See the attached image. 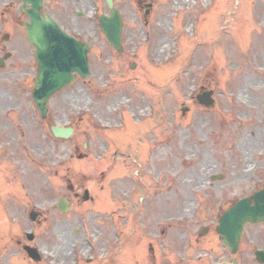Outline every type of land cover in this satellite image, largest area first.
Masks as SVG:
<instances>
[{
  "label": "rangeland",
  "instance_id": "1",
  "mask_svg": "<svg viewBox=\"0 0 264 264\" xmlns=\"http://www.w3.org/2000/svg\"><path fill=\"white\" fill-rule=\"evenodd\" d=\"M96 1L99 13L87 1L80 28L71 30L93 49L92 73L53 97L47 119L31 105L34 59L0 71V264H67L76 229L88 240L79 256L101 264L108 255L114 264H141L145 254L153 264L151 250L155 264L226 256L216 233L221 214L264 187V0H115L123 53L101 31L109 9ZM161 40L163 55L155 51ZM247 78L245 101L237 81ZM204 90L214 91L215 108L198 104ZM53 125L75 134L55 139ZM71 185L89 189L93 201L78 203ZM64 197L68 214L56 209ZM32 210L41 221H31ZM30 232L42 263L22 249ZM95 234L111 247L102 251Z\"/></svg>",
  "mask_w": 264,
  "mask_h": 264
},
{
  "label": "water",
  "instance_id": "2",
  "mask_svg": "<svg viewBox=\"0 0 264 264\" xmlns=\"http://www.w3.org/2000/svg\"><path fill=\"white\" fill-rule=\"evenodd\" d=\"M106 1L111 13L109 17H101V29L109 43L121 51L122 17L117 10L112 9L113 1ZM32 18L33 23L27 26L26 29L30 43L36 47V58L39 67L33 98L42 116L46 117L50 98L75 81L73 73L77 72L84 78L89 75L87 60L89 48L62 33L50 20L43 21L39 15ZM211 96L212 92L204 93L199 97V100L202 104L211 108L215 105ZM51 131L57 138L67 139L73 134L71 128L58 126L52 127ZM87 195L88 192H86L84 200H87ZM253 200V204L250 199L242 200L220 220L218 233L221 235V241L232 253L237 251L244 225L264 222V191L256 194ZM67 206L65 200L58 203V208L64 212L68 211ZM35 217L36 215L32 213V219H35ZM27 250L30 257L35 260L40 259L36 250L29 248ZM257 255L260 260L264 261V253L259 252ZM233 263L236 264L235 261Z\"/></svg>",
  "mask_w": 264,
  "mask_h": 264
},
{
  "label": "flooded vegetation",
  "instance_id": "3",
  "mask_svg": "<svg viewBox=\"0 0 264 264\" xmlns=\"http://www.w3.org/2000/svg\"><path fill=\"white\" fill-rule=\"evenodd\" d=\"M87 1L91 0H0V65L2 66L0 71L9 67L10 62L24 61L25 65H28L32 61L31 57L35 61L36 68L35 49L30 45L25 29V24L31 23L32 16L39 13L43 19L50 18L63 32L71 34V30L80 28L79 19L84 14ZM38 2H41V5L38 6ZM96 2V0H93L94 9L92 14L99 11V8H96ZM31 51H33V54ZM90 52L89 59H91L93 52L92 47ZM21 71L22 74L27 76L31 74L26 68H22ZM31 105L35 107L34 103H31ZM70 189L73 197L82 203V188L71 187ZM86 203L88 202H83V204ZM76 237L77 239L72 246L77 248L79 242H83V244L86 242L80 240L79 234H76ZM95 238L104 245L102 248L104 252L106 243L109 244V248L112 245L111 239L107 240L106 235H102V237L95 236ZM261 242H264V224L246 226L238 253L235 256L238 264H260L256 260L255 252ZM20 244L21 242H19ZM227 253L230 262L234 256L231 255L229 250H227ZM96 259L94 257L85 261L88 264H101V262L97 263ZM113 260L114 256L108 255L102 262L104 264H114ZM71 263L72 258L68 261V264ZM211 263L212 261L207 259L206 264ZM77 264H84L83 258ZM141 264H143V261ZM161 264H164V262L162 261Z\"/></svg>",
  "mask_w": 264,
  "mask_h": 264
},
{
  "label": "bare ground",
  "instance_id": "4",
  "mask_svg": "<svg viewBox=\"0 0 264 264\" xmlns=\"http://www.w3.org/2000/svg\"><path fill=\"white\" fill-rule=\"evenodd\" d=\"M155 51L159 55H163L164 53H166L167 49L163 46V41L162 40L160 41V45L155 49ZM252 82H253V80L252 79H248V78L245 81H243V83L241 82V80L237 81V88H238V93H239V99L240 100L247 101V98H246V95H245L244 91L247 90L251 86ZM72 102L75 103V105H80V104H82L84 102V100L81 97H79V98L73 100ZM120 103L121 102L119 100H116L115 102L110 103V107H109L110 109L109 110H112L115 107H118L120 105ZM122 103H124V101H122ZM14 133H15L14 129H9L8 136H12ZM255 135L256 134H253V136H255ZM5 139H9V137H6ZM37 148L40 149L41 146L38 144ZM192 167H193V164L192 163H188V165L186 166L187 170H185V171H187V173H188L189 170H192ZM202 168H203V165H202ZM202 168L199 171H201ZM185 182H188L190 184L191 178L187 177V179H185ZM189 188H190V186H189ZM163 195H164V197L167 196L166 193H164Z\"/></svg>",
  "mask_w": 264,
  "mask_h": 264
}]
</instances>
